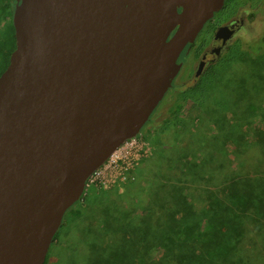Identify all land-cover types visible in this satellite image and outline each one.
<instances>
[{
    "label": "water",
    "instance_id": "95a60500",
    "mask_svg": "<svg viewBox=\"0 0 264 264\" xmlns=\"http://www.w3.org/2000/svg\"><path fill=\"white\" fill-rule=\"evenodd\" d=\"M224 2L17 0L0 74V264H45L87 177L140 132Z\"/></svg>",
    "mask_w": 264,
    "mask_h": 264
},
{
    "label": "rangeland",
    "instance_id": "374dc122",
    "mask_svg": "<svg viewBox=\"0 0 264 264\" xmlns=\"http://www.w3.org/2000/svg\"><path fill=\"white\" fill-rule=\"evenodd\" d=\"M225 13L230 14L234 22L238 19L239 25L217 62L209 67L218 77L213 80L217 82L212 88L213 101L200 99L194 105L190 101L194 97V84L206 82L203 75L193 84V73L199 62L194 51L203 42L209 49L218 44L212 39L207 24L193 42L194 54L187 59L185 56L184 69L178 71L173 87L167 90L140 132L126 138L113 151L114 155L99 166L96 185L85 186L72 207L81 209L82 214L77 217L71 210L66 211L55 240L53 238L49 246L46 264H97L93 258L98 254H102L98 264H114L109 261L111 255L116 257L115 253L124 252L129 257H138L139 252L133 249L128 238H124L126 234L114 230L115 225H120L115 221L130 222L133 227L137 226V231L145 228V219L152 222V212L155 215L158 205L149 204L147 196L161 179L176 186L164 188L162 194L168 201L166 211L170 210L168 205H177L185 197L189 208L178 207L183 214L187 212L189 221H197L213 215L211 206L220 208L210 199L211 195L224 202L231 183L242 185L264 177V0H236L235 6L231 4ZM218 14L215 12V17ZM4 26L5 22L0 18V32ZM233 50L245 52L247 60L225 61V56ZM248 55H254L256 59L249 61ZM211 72L209 76L213 74ZM222 84L233 93L226 91ZM244 97H250L256 112L247 108L241 113L240 106L236 107ZM216 100L223 103V107L232 104L223 120L212 108ZM173 122L177 124L174 142L165 138L170 145H157L160 138L164 140ZM167 165L170 166L168 169ZM174 196L183 200L178 199L176 204L172 201ZM253 210H247L242 218L240 238H233L231 231L230 238L217 239L223 245L231 241L232 253L228 257L222 254L220 257H206L205 264H264V216ZM165 221L169 227L175 219L171 217ZM138 237L142 236L139 234ZM147 239L148 247L140 248L145 264H160L153 263L159 259L164 260L163 264L180 261V248L173 247L169 251L160 243L159 235ZM195 244L198 250L213 245L202 241Z\"/></svg>",
    "mask_w": 264,
    "mask_h": 264
},
{
    "label": "trees",
    "instance_id": "16d2710c",
    "mask_svg": "<svg viewBox=\"0 0 264 264\" xmlns=\"http://www.w3.org/2000/svg\"><path fill=\"white\" fill-rule=\"evenodd\" d=\"M17 3V0H0V18H2L3 22H5V26L0 32V74L3 72V70L6 68V66L9 63V57L13 49L15 48L16 40L14 35V28L12 24V13L15 4ZM236 0H226V4L222 10H219V14L216 19L221 20L220 18L223 17L225 19L226 17H229V15H226V9H228L231 4L235 6ZM255 14V10L253 11ZM194 42V41H193ZM191 42L189 46L193 47L194 44ZM205 42L199 46L198 49H196L195 55H199L204 48ZM232 52V53H231ZM229 54L225 56V61L227 62H233L235 59L239 61H246L247 60V54L245 52H238L237 50L231 51ZM185 54V52H184ZM249 57V55H248ZM249 61H253L256 59L254 55L252 57H249ZM224 60V59H223ZM223 63V62H222ZM225 66V63L223 64ZM211 68L207 70V72L204 74V79H206V82L197 83L195 85L196 88H192V94L194 97L190 101L194 103H199V100L202 99V101L209 99V101L214 99L215 95L212 93L214 92L212 90L213 87L217 84V82H213V80H217V76H214L215 70L211 72ZM211 72V76H209ZM230 72H233L232 70ZM209 76V77H208ZM223 85V84H222ZM226 91L229 90L231 93L233 91L228 87L223 85V88ZM243 89V88H242ZM198 98V99H197ZM231 99L228 98V102H230ZM245 102V104L242 106L241 104ZM233 103V101H232ZM223 104V103H221ZM217 100L215 101L213 110H215L219 116V119L223 120V117L225 118V112L231 110L232 104L229 103L230 107L228 105H221ZM234 104V103H233ZM235 105V104H234ZM240 106V107H239ZM248 106V107H245ZM236 107H239V110L241 113L243 110L249 108L252 109L253 112L257 111V108L250 102V97H244L242 98L239 105H236ZM177 124L175 122L171 123L170 128L167 133H165L164 140L160 138L157 145H163L167 146L174 142L173 136H175L174 127ZM225 124L223 125V127ZM168 140L171 143H166ZM173 146V145H172ZM170 166H166V169H168ZM252 179V178H250ZM249 179V180H250ZM168 180L161 179L160 181H157V183L154 184L153 191L150 192L147 196L148 203L149 204H157L158 207L156 211L154 212L155 215L152 212V222H148L146 219L144 220L145 228H141L137 231L136 225L133 227L130 225V222H124L121 220H117L115 222H120V225H115L114 230H120L121 232H124L126 236L124 238H128L127 241L133 245V249L135 251L139 252V256L136 258L129 257L127 254H120L115 253L117 258L114 254H112L111 258L109 259L110 263L115 262L114 264H145L143 261V254L140 252V248H147L148 247V239L147 238H161V244L165 248H167L169 251L173 247L180 248L182 251L179 253V262L177 263H171V264H205L206 257L207 258H214V257H220V254L223 256L228 257L232 253L231 249V241L227 242L226 245L220 244L219 241H217L218 238H230L231 231H232V237L233 238H240V236L243 233L242 230V218L244 217V214L247 210H251L253 208V212L257 213L259 216H264V177L257 180V182H254V180L250 183L243 184L242 185H236L240 183H231V187L228 189V193L226 196V201H219L215 199L213 195H211V200H214V204L220 208H215L214 206H211L210 209L214 211L213 215H207L203 217L201 220L197 221H189L186 218L187 212L183 214L181 209H186V207L189 205L185 201H180L178 203V199L183 200L180 197L174 196L172 198V201H176L175 203L177 205H168L169 212H167V198L162 194L164 192V188L176 187L174 184L167 183ZM248 186V188L246 187ZM244 190V191H243ZM171 203V202H170ZM168 203V204H170ZM76 202L74 203L75 206ZM181 206V209L178 207ZM73 207V206H72ZM70 207L68 210H71V212L74 214V216H80L82 214V210L79 208H72ZM73 209V210H72ZM122 213V212H120ZM173 217L175 221L173 224H171L168 227V222L165 220H168V218ZM156 221V223L154 222ZM158 221V222H157ZM112 226V225H111ZM168 227V228H167ZM130 230L134 235L129 234ZM141 235L142 237L139 238L138 235ZM202 239V240H201ZM55 240V237H54ZM126 241V243H127ZM200 241L205 242L206 244H212L209 245L208 248H204L202 250H198L197 245L195 242L199 243ZM207 246V245H206ZM173 248V249H174ZM206 249V250H205ZM112 258H115L116 260H113ZM94 263L97 264L102 259L101 256L98 254V257L93 258ZM164 260L159 259L157 262L153 263H162ZM47 262V258L45 259V264ZM163 264V263H162Z\"/></svg>",
    "mask_w": 264,
    "mask_h": 264
},
{
    "label": "flooded vegetation",
    "instance_id": "af4514ba",
    "mask_svg": "<svg viewBox=\"0 0 264 264\" xmlns=\"http://www.w3.org/2000/svg\"><path fill=\"white\" fill-rule=\"evenodd\" d=\"M225 4H226V0L224 2L223 7L220 10H222L224 8ZM216 18L217 17H215V13H214L213 18L210 19L208 21V23H206L205 26H207V24H208L209 33L211 32V34L213 36L212 39L214 41L218 42V44L216 46H214L213 48H211V49H209L208 47L205 46L202 49L201 53L199 55H197V57L199 58V62H198V65H197L196 70L193 73V75H194V77H193V84L195 82H197L199 80V78L201 79V77L207 72V70L209 69V67H211L210 66L211 64H214V63L217 62V59L221 56V54L223 53L224 49L226 48L227 41L225 43H223V37L226 35L225 34L226 32L224 31V32H222V33L219 34L220 36H217L216 35V32H217L218 28H220L222 26H227L230 29L234 30V32H235L237 30V26L239 25V23H238L239 20L238 19H236L235 22L232 21L233 20V17H226L225 19H223V17H222V18H220L221 20L216 19ZM205 26H204V28H205ZM202 31H203V29H202ZM196 38H195V40H196ZM186 49H187L186 50L187 52H185V54L182 56V60H181L182 61V65H181V68H180L179 72L182 71V69H184L183 68L184 67V62L187 59V57L188 56H191V53L194 54L193 50L191 49V46H190V48L188 46ZM185 56H186V59H184ZM194 56H195V54H194ZM196 84H194V85H196ZM171 87H173V83H172V86Z\"/></svg>",
    "mask_w": 264,
    "mask_h": 264
},
{
    "label": "built area",
    "instance_id": "2783aa9c",
    "mask_svg": "<svg viewBox=\"0 0 264 264\" xmlns=\"http://www.w3.org/2000/svg\"><path fill=\"white\" fill-rule=\"evenodd\" d=\"M122 144V143H121ZM120 146V145H119ZM114 152L112 151V153L109 155V156H113L114 154H113ZM113 154V155H112ZM108 156V157H109ZM100 166V165H99ZM99 166L97 167V168H95L92 172H91V174L87 177V179H86V182H85V186L87 185V184H92V185H96L98 182H99V179L97 178V175H99L98 173H99V171H98V168H99Z\"/></svg>",
    "mask_w": 264,
    "mask_h": 264
}]
</instances>
